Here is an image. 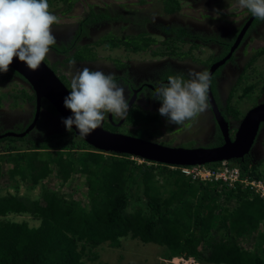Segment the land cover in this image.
Listing matches in <instances>:
<instances>
[{"label":"trees","instance_id":"trees-1","mask_svg":"<svg viewBox=\"0 0 264 264\" xmlns=\"http://www.w3.org/2000/svg\"><path fill=\"white\" fill-rule=\"evenodd\" d=\"M161 1L163 7L158 6L157 0H149L147 9L148 18L162 24L158 16L166 21V12L179 10L181 2L179 7L175 0ZM218 1L225 2V7L237 4V0H210L209 3ZM134 8L128 9L136 11ZM194 9L202 11L206 6ZM241 12L250 14L247 9ZM255 21L260 20L254 17ZM83 22L77 25L82 26ZM171 29L162 31L165 38L160 36L161 40H157L154 37L157 35L145 30L125 34L118 27L110 26L102 29L100 37L92 43L71 40L60 49L64 50L66 61L103 60L107 63L108 60L118 61L115 52L121 49L146 50L155 43L171 48L182 40L185 27L176 25L175 31ZM168 33L172 35L167 37ZM78 34L87 37V28ZM263 49L258 48L248 55L243 71ZM149 53L156 52L149 50ZM11 72H14L11 68L6 73L0 72V80L9 78ZM240 79L239 76L233 86L240 83ZM64 81L70 86V82ZM255 84H243L241 95H248ZM19 95L33 99L24 88ZM230 97L229 93L228 101ZM102 128L109 125L104 123ZM65 134L67 140L51 142L57 150L47 145V139L38 145L29 139L24 144L32 150L17 151L18 148L9 146L6 153L0 154V186L16 179L30 186L48 180L47 187H41L34 200L26 195L0 194V264L95 263L101 244L116 248L123 237L160 245L168 258L192 257L198 264H264V195L260 190L249 186L227 188L221 178L200 179L157 162L100 152L72 131L66 130ZM5 140L19 139L2 141ZM227 164L238 169L240 178L264 180V169H258L259 165L238 158L229 159ZM217 165L219 162H209L204 167ZM57 187L66 188L69 196ZM21 215H28L37 224L13 219Z\"/></svg>","mask_w":264,"mask_h":264},{"label":"flooded vegetation","instance_id":"flooded-vegetation-1","mask_svg":"<svg viewBox=\"0 0 264 264\" xmlns=\"http://www.w3.org/2000/svg\"><path fill=\"white\" fill-rule=\"evenodd\" d=\"M157 1L158 6L163 7V2ZM175 1L179 7L180 2H188L187 7L193 10H197L194 7L203 8L204 5L206 6L205 10L219 6L214 2L209 3L210 0ZM48 3L53 9V11H49L58 17L59 23L51 26L56 37V44L51 46L50 52L43 62L50 67L62 83L67 86L64 80L71 82V74L87 66L92 70L113 73L117 83L125 88V96L129 103L128 116L119 120L113 119L109 114L102 122V126L104 123L109 125V128H104L108 131L149 140L165 147L189 149L214 148L222 145L223 138L214 120L208 100V107L204 112L182 124L175 125L168 123L167 118L159 114L161 101L154 98V92L161 83H167V78L170 75H180L187 80L190 78L188 74L192 70L209 71L213 63L221 60L227 54L239 34L241 36L230 55L210 74L209 92L219 114L227 123V135L230 139L233 138L244 113L264 100V84L260 85L255 93L254 89L248 95H241L242 84L240 83L234 85L239 88L238 93L231 95L229 101L227 100L235 80L244 72L248 55L256 49L264 47V21L253 22V17L248 22L250 14L245 13L244 15V13L235 12L228 19L225 18L228 15L224 13L220 18H217L224 21L205 18V20L211 21L209 25H205L184 16L181 13V5V8L175 12H166L168 18L166 21L163 16H158L161 24L157 20H152L155 18H148L147 7L149 4L143 5L149 3V0L142 2H138V0H48ZM75 3L79 8L77 15L71 13ZM67 5H70L69 8L63 10L62 8ZM132 7H135L136 11L128 9ZM138 7H142V9H138ZM74 17L76 18L72 19ZM180 17H184L185 20ZM80 21H84L82 26L77 25ZM176 25L185 27V32L181 41L171 45L173 51L165 46L152 47V45L146 50L121 49L115 52L118 61L108 60L107 63H103V60L73 59L66 61L64 60V50L60 49L70 44L71 40L74 43H92L100 37L99 33L102 29L110 26L118 27L125 34H136L145 30L157 35L154 37L161 40L165 38V33L162 31L171 28L175 31ZM83 28H87V37H79L78 33ZM170 33L166 34L167 37L172 35H169ZM149 50H154L156 53L151 55ZM261 54L264 57V49ZM72 61L75 63H71ZM53 63L55 64L54 68L52 67ZM69 65L74 68H70ZM9 76L4 82L11 83V85L9 84L11 87L19 89L16 91L17 97H11L9 93L5 95L6 99L11 98L7 102H2L0 98V135L8 132H22L32 121L35 113L34 98L28 100L27 97L19 95L21 88L26 89L27 94L33 95L27 82L17 73L11 72ZM69 87L67 86V89L71 91ZM46 104L44 99L40 100L35 124L24 136L19 137V140L25 142L30 139L36 142L34 145H38L47 139V144H50L55 137L66 133L67 129L62 122L63 119L51 106L52 109L48 108ZM7 105H10V108ZM129 116H131L130 121L127 120ZM9 138L15 139L13 136H4L0 137V141ZM238 159L245 160L251 165L264 166V123L258 124L249 153Z\"/></svg>","mask_w":264,"mask_h":264},{"label":"clouds","instance_id":"clouds-1","mask_svg":"<svg viewBox=\"0 0 264 264\" xmlns=\"http://www.w3.org/2000/svg\"><path fill=\"white\" fill-rule=\"evenodd\" d=\"M237 4L241 9H247L256 19L264 21V0H237ZM226 8L229 9V7ZM55 23H59V20L54 13L49 11L48 0H0V72L9 71L14 57H17L30 70H37L50 52L51 46L56 44V37L51 30V26ZM259 57L255 58L250 68L258 70ZM188 75L190 78L187 80L180 75H170L166 84L161 83L155 89L154 98L161 101L159 114L166 117L170 124H182L204 112L208 107L210 73L206 70H192ZM256 80L257 78L250 83H256ZM259 86L255 88L254 93ZM69 88L71 91L64 98V106L71 110L72 115L62 120L69 132L75 125L78 133L82 137H87L102 125L109 114L113 119L119 120L128 116L129 103L125 96V88L117 83L113 73L92 70L85 66L71 74ZM55 138L52 141L56 140ZM51 142L47 145L57 150ZM37 149L43 150L42 148ZM223 160L228 161L229 159ZM205 163L207 162L190 165H164H167L169 169L179 170L177 167L204 165ZM236 187L247 188L236 184L227 186V188ZM178 258L184 257H170V259ZM189 258L194 260L192 257Z\"/></svg>","mask_w":264,"mask_h":264},{"label":"water","instance_id":"water-1","mask_svg":"<svg viewBox=\"0 0 264 264\" xmlns=\"http://www.w3.org/2000/svg\"><path fill=\"white\" fill-rule=\"evenodd\" d=\"M252 18L253 16L251 15L248 18V22ZM240 36V34L237 36L227 54L221 60L210 66L208 71L210 74L230 55ZM9 68L20 75L31 88L35 113L32 121L22 132H8L0 135V137L13 136L19 138L24 136L36 122L41 99H44L62 119L72 115L71 110L64 106V98L69 95V90L44 62L41 63L37 70L33 71L17 57H14L13 63ZM207 95L214 120L223 138V144L218 147L189 149L165 147L149 140L108 131L102 128V125L87 137H82L78 133L75 125L73 126L72 132L97 151L127 154L160 164L190 165L242 157L249 151L254 141L258 124L264 123V100L244 113L233 134V138L230 139L227 135V123L219 114L209 91Z\"/></svg>","mask_w":264,"mask_h":264},{"label":"rangeland","instance_id":"rangeland-1","mask_svg":"<svg viewBox=\"0 0 264 264\" xmlns=\"http://www.w3.org/2000/svg\"><path fill=\"white\" fill-rule=\"evenodd\" d=\"M188 2H181L182 10L181 13L193 20L197 21H203L205 18H215L216 21H220L217 18H220V16L226 12H232V13H242L241 8L238 6V4H232L229 6V9H227L225 6V2L218 1L217 4L219 6L209 8L207 10L197 11L193 10L187 7ZM149 3L144 4L143 6H147ZM151 5V3H150ZM142 9V7H139ZM49 10L53 11L51 7H49ZM79 12L78 4L75 3L71 13L74 15H77ZM245 15V14H244ZM76 17L72 18L75 19ZM181 18V17H180ZM183 18V17H182ZM225 18L229 19V16H225ZM168 19V18H166ZM164 46L163 44H157L155 43L152 47H161ZM113 51V50H112ZM255 62V61H254ZM253 62V63H254ZM252 63V64H253ZM259 67L258 70H255L253 68H250L247 72L244 71L240 77V84H247L252 82L254 79L257 78L256 84L252 87L253 91L255 88H257L259 85H262L264 83V58L263 55H260L259 57ZM251 64V65H252ZM11 83L8 82H0V98L2 102H7L9 99H6L5 95L9 93L11 97H14L13 94L16 93V91L19 89L17 87H11ZM239 88L236 86H233L230 90L231 95H235L238 93ZM233 97V96H232ZM4 98V99H3ZM13 102H15L14 99H12ZM8 108H10V105H7ZM12 107V106H11ZM131 117V116H129ZM66 135L62 137L55 138L56 140H62L65 138ZM67 140V138H65ZM184 145V144H183ZM9 146H14L17 151H29L32 150L31 147H28L24 144V141L21 140H15V141H0V154L6 153L7 148ZM185 146V145H184ZM37 149V148H36ZM40 151V150H37ZM7 167V164H6ZM6 169V168H5ZM258 169L263 170L264 166L260 165ZM48 180H41L38 183H36L33 186L26 185L25 183L19 181L18 179L14 180L10 184L7 185V183L4 186H0V194H3L5 192L10 194H17L19 196L26 195L31 200H34L41 187L45 186L47 187ZM61 193L64 195L69 196L70 192L66 188L58 189ZM38 200V198H37ZM15 220H26L29 225H35L37 224L36 220H32L28 215H21V216H15L13 217ZM248 248V247H245ZM166 252H164V247L154 244V243H142L138 239H131L128 237L120 238V245L119 247H109L106 243L101 244L97 248V260L95 263H86V264H197L194 260L191 258H178V259H170L166 255ZM202 264H208V263H202Z\"/></svg>","mask_w":264,"mask_h":264},{"label":"built area","instance_id":"built-area-1","mask_svg":"<svg viewBox=\"0 0 264 264\" xmlns=\"http://www.w3.org/2000/svg\"><path fill=\"white\" fill-rule=\"evenodd\" d=\"M180 172L191 177H199L200 179H216L221 178L227 186H234L235 182L241 183L243 187H253L255 190H260L261 195H264V180L247 181L243 176L239 177V171L236 167H228L227 160L219 161V165L214 167H204V165H192L177 167Z\"/></svg>","mask_w":264,"mask_h":264}]
</instances>
